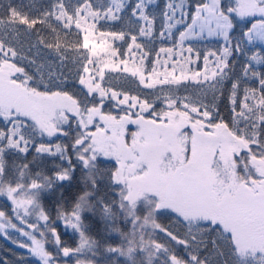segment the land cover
Returning a JSON list of instances; mask_svg holds the SVG:
<instances>
[{
	"label": "snow or ice",
	"instance_id": "1",
	"mask_svg": "<svg viewBox=\"0 0 264 264\" xmlns=\"http://www.w3.org/2000/svg\"><path fill=\"white\" fill-rule=\"evenodd\" d=\"M0 197V234L40 264H264V0L0 4Z\"/></svg>",
	"mask_w": 264,
	"mask_h": 264
},
{
	"label": "trees",
	"instance_id": "2",
	"mask_svg": "<svg viewBox=\"0 0 264 264\" xmlns=\"http://www.w3.org/2000/svg\"><path fill=\"white\" fill-rule=\"evenodd\" d=\"M21 0H11V3L13 4H18L20 3ZM52 0H36V5L39 7L40 5L48 6ZM73 3L76 2V0H72ZM9 3V0H0V4H4L5 7ZM24 4H29L30 0H23ZM164 3V0H159V6L162 7ZM159 11V9H157ZM159 20L157 21V27H159ZM98 27L101 28V30H119V25L113 26L112 28H108L107 25H105V22L101 21L100 25ZM45 35H47V31L45 30ZM82 40V34L79 37ZM77 39V37L74 34H70L68 36L69 41H74ZM142 39V38H141ZM110 43H114L116 46H121L124 44V42L121 41H115ZM164 46V47H170L173 46V41L169 40L166 42L161 43L160 41H156L154 45H150L155 50H158L159 47ZM216 47H219V45L215 41H201L198 45L197 48L198 50L201 51V55L204 54V52L208 49H215ZM122 53H125V58L129 59V66H131L132 62L134 60H138L137 57H133L131 54L126 53L125 47L120 48ZM45 55H47V50H44ZM161 57L163 58V54H161ZM174 59L176 57H173ZM49 59H52L51 56H49ZM151 60L152 57H149ZM158 70H159V66ZM197 68L202 67V61L197 63L196 66ZM112 75L113 77L116 76H126L127 74H118V73H109L106 71V80L108 79V76ZM113 84H118L122 85L125 90H128L132 94H137L140 92L143 86L138 87V81L135 80V78H129L128 80H123V79H118V80H113ZM159 87V86H158ZM149 90H144L145 93H147ZM198 89L197 87L192 84L189 86V94H197ZM181 94H184L183 92ZM224 111L225 115L226 110L222 109ZM55 139V138H53ZM31 155L29 156V160H31ZM51 160L52 158H48L44 163L41 165L40 168H37L35 165H31L30 167L33 168L34 171H47L48 168H50L51 165ZM72 191L71 190H66V195L69 197L71 196ZM10 205V202L7 204L5 203V199L3 197H0V209L7 211L8 206ZM45 208L49 211L51 215V223L52 226L57 228V231L60 233L61 236V241L63 244H65L68 247L75 248L78 243H79V236L77 233H74L71 229H66L62 223V221L56 219L55 212L53 211L52 208V201L51 198L45 199L44 201ZM16 223V221H14ZM86 223H88L91 226V232L89 233L93 238L101 240V242L106 241L107 243L115 244L119 241V237L116 236L115 234H107L104 231L103 225L100 223H97L95 220L90 219ZM167 223H171V221H168ZM174 227H177L178 230L182 231V229H179L178 226L173 225ZM43 230V229H41ZM9 235L11 236V239L5 238L2 234H0V264H40L39 260L35 257L29 256L27 249H23L18 247L16 243H13V240H18V241H23L27 242V238L21 236L18 232H16L14 229L9 230ZM37 239H42L39 235V233H36ZM46 244L45 246L51 250L53 248V245L51 244V237L45 233V238ZM161 242H164V238L161 235L160 237ZM23 257V259L21 258ZM80 259H85V256L81 255L79 257ZM90 258V257H89ZM76 256H71L67 258H61V264H76ZM100 257H97V260H100Z\"/></svg>",
	"mask_w": 264,
	"mask_h": 264
},
{
	"label": "rangeland",
	"instance_id": "3",
	"mask_svg": "<svg viewBox=\"0 0 264 264\" xmlns=\"http://www.w3.org/2000/svg\"><path fill=\"white\" fill-rule=\"evenodd\" d=\"M205 41H215V39H209V40H205ZM93 42H95V41H93ZM33 219H34V217L33 218H30L29 222H32ZM16 223L18 224V226L25 227V230H28L25 225H20V222L19 221H16ZM9 230H13V229H9Z\"/></svg>",
	"mask_w": 264,
	"mask_h": 264
}]
</instances>
